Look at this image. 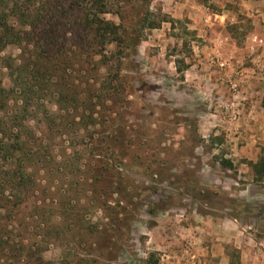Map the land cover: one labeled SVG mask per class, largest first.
<instances>
[{
  "label": "rangeland",
  "instance_id": "rangeland-1",
  "mask_svg": "<svg viewBox=\"0 0 264 264\" xmlns=\"http://www.w3.org/2000/svg\"><path fill=\"white\" fill-rule=\"evenodd\" d=\"M238 1L22 0L30 17L21 25L3 0L0 12L21 44L0 48L2 86L11 80L1 63L32 52L38 45L28 41L44 23L58 29L68 52L94 51L105 122L84 129L74 113L61 112L50 125L44 117L56 110L53 98L32 99L26 113L22 101L35 92L15 87L8 104L26 113L27 132L47 153L27 164L32 182L12 214L0 209V264H218L209 262L213 253L240 264L245 249L264 264V171L256 178L253 167L264 162V46L251 48L246 37L264 31V19L246 16ZM205 14L224 17L197 25ZM85 16L94 29L84 28ZM219 34L223 49L215 47ZM70 62L65 73L74 77L82 58ZM219 71L228 72L226 82ZM6 115L0 110L4 122ZM108 135L127 149L107 152L108 164L89 163L94 141ZM94 168L106 193L94 191Z\"/></svg>",
  "mask_w": 264,
  "mask_h": 264
},
{
  "label": "trees",
  "instance_id": "trees-1",
  "mask_svg": "<svg viewBox=\"0 0 264 264\" xmlns=\"http://www.w3.org/2000/svg\"><path fill=\"white\" fill-rule=\"evenodd\" d=\"M2 2L3 0H0V5L3 4ZM11 2L14 5L10 10L11 13L19 14V23L25 25L29 13H27V9L20 7L22 0H11ZM23 2L31 3L32 0H23ZM1 15L2 13L0 12V48L9 43L20 45L21 38L4 19V15ZM81 20L84 21V28L88 26L94 29V17L90 21L87 16ZM29 22H32V19ZM41 24L40 34L35 37L36 40L33 44L31 45L28 41V46L30 45L34 48L35 45H38L32 52H24L23 57H20L15 62L8 58L10 61H6V65L1 63L8 71L11 80V85L8 88L3 87L0 81V110L4 109V111H7V121L4 122L0 119V209L5 210L8 216L12 214L14 206L21 202L19 195L22 189V194L28 191L29 187L27 184L32 180V176L25 174L27 164L43 160L47 153L45 151L47 146L43 145V141H39L34 134L27 132V127L24 125V117L28 112L32 99L40 101L45 99L47 95L53 98L56 110L55 112H45L44 117L50 125H54V122L61 117V112L69 115L74 113L80 119L79 124L84 129L101 126L105 122L103 117L99 116L97 112L98 99L100 98L99 96L97 98V93L96 95L94 94V51L89 50L86 54L84 51H77V54L68 52L61 45L62 36L58 29H52V27L49 31V29L43 27L44 23ZM99 24H101L100 20L96 27ZM29 38L27 37L26 39L30 40ZM54 45L56 46L54 47ZM77 56L82 58L83 65L76 70L74 77H68L65 72L70 68V61L77 59ZM70 78H73L72 82ZM75 80L78 81V85H73ZM15 87H17L18 93L26 90L31 93L35 92L33 98H27L22 101L24 112H26L23 116L20 112L17 115L16 110L10 106V103L8 104L11 101L12 94L15 93ZM84 88L86 91H84ZM71 116L74 115L71 114ZM110 135L106 138L102 137L99 139L100 141H94V145L88 153L89 158L87 161H90L89 163L94 162V165L101 163V161L97 160V157H101L105 161L107 152H114L117 157L124 153L128 142H119V144L114 146ZM105 162L108 164L107 161ZM220 165L224 168H232L231 162L227 159L220 160ZM106 166L104 167L105 170H107ZM257 166H260V168L256 169ZM253 167L254 175L258 178L264 171V162L256 163ZM89 171H92V168L87 164L85 172ZM93 178L94 191L97 190L100 194L101 192L106 193L102 187V182H100V172L96 168H94ZM120 202L122 201L117 203L118 206ZM100 206L108 208L110 205L105 200L100 202ZM119 208L123 211V207L119 206ZM4 244L6 242L2 241L0 237V247H4Z\"/></svg>",
  "mask_w": 264,
  "mask_h": 264
},
{
  "label": "crops",
  "instance_id": "crops-1",
  "mask_svg": "<svg viewBox=\"0 0 264 264\" xmlns=\"http://www.w3.org/2000/svg\"><path fill=\"white\" fill-rule=\"evenodd\" d=\"M238 2H239L238 5H240V8H243V9H241V11L242 12L245 11L244 13L246 14V16L254 17L256 20L259 17L264 19V0H239ZM212 16L219 17V18L224 17V15L205 14L204 18L198 19V17L196 16L193 20H194V22H196V20H199V23L196 22L197 25H199V26L203 25L204 26V24H206V25L210 24V19L212 18ZM202 32H204L203 34L205 36L207 35L206 29ZM200 34H202V33H200ZM211 34L213 35V30H211ZM263 36H264V31L261 32L257 27H255L253 30L248 32L246 35L247 42H248L247 45H250L251 48H253L254 46H257V39L263 38ZM217 37H218V40L217 39L215 40L216 41L215 47L217 48V46H218L219 49H223L224 46L222 44H225V43L222 40L220 34L217 35ZM221 63L223 64L224 62H221ZM241 72L246 73L248 76H250V74H251V77H252V74H254V72L251 71L250 69H242ZM215 73H217V72H215ZM227 74H228V72L222 73L221 71H219L218 75H217L218 76L217 79H221L222 81L226 82V80L228 79ZM214 78L215 77L213 76V79ZM251 240L254 244H256V241L254 239H251ZM192 242H194V241H192ZM259 244H261L263 246V249H264V242H262V243L259 242ZM210 250L213 251L214 249H210ZM206 254H208V258H209V253H206ZM171 256H172L171 253H169L168 257L170 258ZM211 256L214 257V259H209V262L210 261H216L218 259V261H219L218 264H227L228 263V257L224 253H218V254L213 253ZM259 258H260L259 255L253 254V252L251 250L245 249V250H242V252H241L240 264H248L247 260H250V262H251L250 264H259V263H257V261H259ZM167 262L170 263V259H168ZM170 264H172V263H170ZM260 264H262V263H260Z\"/></svg>",
  "mask_w": 264,
  "mask_h": 264
},
{
  "label": "built area",
  "instance_id": "built-area-1",
  "mask_svg": "<svg viewBox=\"0 0 264 264\" xmlns=\"http://www.w3.org/2000/svg\"><path fill=\"white\" fill-rule=\"evenodd\" d=\"M257 44L259 46H264V36H263V38L257 39ZM221 66H222V64H221ZM231 89H232L233 92H237V90H238L237 84L233 83L232 86H231Z\"/></svg>",
  "mask_w": 264,
  "mask_h": 264
}]
</instances>
